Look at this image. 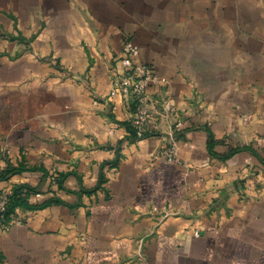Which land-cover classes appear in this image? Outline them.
<instances>
[{"label": "crops", "instance_id": "0c3cea01", "mask_svg": "<svg viewBox=\"0 0 264 264\" xmlns=\"http://www.w3.org/2000/svg\"><path fill=\"white\" fill-rule=\"evenodd\" d=\"M128 39L158 80L140 139L110 96ZM11 170L0 193L59 203L18 210L0 264H264V0H0Z\"/></svg>", "mask_w": 264, "mask_h": 264}, {"label": "built area", "instance_id": "2783aa9c", "mask_svg": "<svg viewBox=\"0 0 264 264\" xmlns=\"http://www.w3.org/2000/svg\"><path fill=\"white\" fill-rule=\"evenodd\" d=\"M140 55L139 46L132 40H126L122 55L117 62V67L114 71V89L110 96H120L130 107H136L135 118L133 119V125L137 128L139 136L144 132V128L147 127L149 114L146 109L148 95V87L158 82L152 67L147 64L136 62V59ZM166 156L170 159L175 156V146L172 144L166 150ZM10 193L0 194V213H3L9 203ZM19 222V218L16 216L9 225L0 227V230H6L10 225ZM199 237L198 233L194 234Z\"/></svg>", "mask_w": 264, "mask_h": 264}, {"label": "trees", "instance_id": "16d2710c", "mask_svg": "<svg viewBox=\"0 0 264 264\" xmlns=\"http://www.w3.org/2000/svg\"><path fill=\"white\" fill-rule=\"evenodd\" d=\"M133 107L136 108L133 104ZM129 129L131 132V137L134 139H140L145 136L143 134L142 136H139L137 128L133 125L132 122L128 123ZM16 171L11 170L5 173H2L0 175V178H7L8 176L14 174ZM25 189L29 191H32L31 189H28L25 186H20L14 189L12 193L9 196V203L7 205L6 210L3 213H0V227L4 225H9L14 217L17 216V212L20 209L24 210H37V209H42L45 207H48L54 203H59V200L56 198L49 199L41 204H31L30 201L28 200V194L25 192ZM1 194V193H0Z\"/></svg>", "mask_w": 264, "mask_h": 264}]
</instances>
